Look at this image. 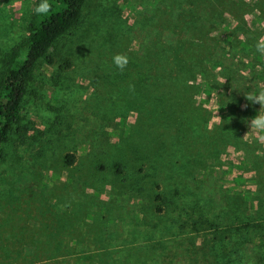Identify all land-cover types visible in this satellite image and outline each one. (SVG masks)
I'll use <instances>...</instances> for the list:
<instances>
[{
  "label": "rangeland",
  "instance_id": "obj_1",
  "mask_svg": "<svg viewBox=\"0 0 264 264\" xmlns=\"http://www.w3.org/2000/svg\"><path fill=\"white\" fill-rule=\"evenodd\" d=\"M34 1L0 0L1 54L26 34ZM261 37L264 0H89L54 63L34 72L21 110L27 130L2 145L0 264H26L19 257L30 253L47 262L55 244L72 264L79 256L95 264L106 246L112 255L126 246L154 253L158 264H264V225L255 229L264 221V144L244 138L260 110L246 96L264 90ZM149 44L157 59L169 53L158 64L172 77L175 52L195 72L181 81L200 107L196 136L178 120L158 125L163 113L136 97L137 106L125 103L121 89L148 74ZM118 53L131 55L127 70L112 63ZM234 125L238 138L225 131ZM218 228L230 229L218 233L222 244L242 249L201 250Z\"/></svg>",
  "mask_w": 264,
  "mask_h": 264
},
{
  "label": "trees",
  "instance_id": "obj_2",
  "mask_svg": "<svg viewBox=\"0 0 264 264\" xmlns=\"http://www.w3.org/2000/svg\"><path fill=\"white\" fill-rule=\"evenodd\" d=\"M89 0H50L52 4V11L46 16L36 15L34 9L39 3V0H35L32 5V19L27 26L26 34L22 35L19 40L11 46L5 53H0V158L2 152V145L6 143L9 134L14 130L17 134H21L27 130V127L23 123V116L21 113L24 98L28 93L29 84L33 79V75L37 66L44 62L47 65L54 63V54L57 50V45L60 41L71 35L72 32L85 21L86 18V6ZM180 47L174 49L180 50ZM153 44L145 46L143 49V61L144 64L148 63V74H143L140 77V84L128 83L121 89L123 92V98L126 97L127 105H136V101L133 102L129 99L137 98L140 107L147 104L151 108H156L157 111L163 113V120L158 125L167 127L174 121H180L182 125L192 126L194 136L199 131V119L197 115L200 112V107L192 108L189 105L191 95L186 94L181 80L185 79L188 74H194L189 62L179 53H173L175 55L173 64L178 69V75L172 77V73L175 69L167 71L162 68L158 62H161L162 66H165V54L169 53L165 51L161 59H157V54L153 52ZM157 50H162L158 47ZM166 50V49H163ZM117 52V51H116ZM129 58L131 59L132 57ZM136 59V57H135ZM132 59V67H137L139 63ZM62 63L61 68H71V61L66 58ZM128 64V68H129ZM127 70V68L125 69ZM201 72V71H200ZM184 74V75H183ZM148 76V77H147ZM150 78V79H149ZM174 79V80H172ZM133 84L135 86V92L128 90V85ZM131 96V97H129ZM129 97V98H128ZM196 112V113H194ZM157 119L143 122L140 120L141 127L157 123ZM124 124V122H123ZM125 128V127H124ZM234 128V129H232ZM225 131L230 136L239 137V127L237 125L225 128ZM130 132V131H129ZM170 134L167 131V136ZM146 138L142 136V141L145 142ZM124 147V145H121ZM158 148H155L157 150ZM74 161V155H67V163L72 165ZM158 162V159H155ZM119 165H117V171H119ZM153 171L156 173L157 167L152 166ZM162 199L161 194H156L155 200ZM236 207V206H235ZM156 210L161 211V207L156 205ZM204 224L211 223L207 217H201ZM198 221H194V224H198ZM260 226H256L258 229L264 225V221L258 223ZM249 225H239L240 229H236L235 235L241 236ZM258 227V228H257ZM219 229V230H218ZM215 230V234L208 238L206 235L203 237V244L200 249L210 251L220 250H233V252L242 249L243 244L239 241H231L226 244L221 242L223 238H219L218 233L221 232L220 228ZM229 228L224 229L221 233H228ZM261 236H257L259 239ZM228 239V237H227ZM219 243V244H218ZM78 243H75L77 246ZM58 244L53 245L52 250L49 247V253H47V259L41 262H36L34 255H21L19 258H24L26 264H72L71 259L64 257L60 258L58 253ZM107 247V246H106ZM104 247L99 251L98 258L94 261L95 264H158L157 255L147 254L146 257L139 249L132 247H123L119 249L114 255L110 253L108 248ZM245 246L243 249H249ZM217 249V250H216ZM79 256V255H78ZM93 256L81 257L82 261L75 260V263L83 264V261L89 262ZM28 258V259H26ZM109 259V263H105Z\"/></svg>",
  "mask_w": 264,
  "mask_h": 264
},
{
  "label": "clouds",
  "instance_id": "obj_3",
  "mask_svg": "<svg viewBox=\"0 0 264 264\" xmlns=\"http://www.w3.org/2000/svg\"><path fill=\"white\" fill-rule=\"evenodd\" d=\"M52 11V4L50 0H39L36 5L34 12L39 16H46ZM256 51L264 55V37H261L255 45ZM130 62V58L127 54L118 53L112 57V63L120 71H124ZM129 91L135 92V86L133 84L129 85ZM247 101L252 104H259L260 110L258 113L249 120L250 131L245 134L244 138L248 137L249 134L254 135L257 142L264 144V90L258 93L249 94L246 96ZM247 107V105H245ZM215 119L221 121L219 116H215Z\"/></svg>",
  "mask_w": 264,
  "mask_h": 264
}]
</instances>
